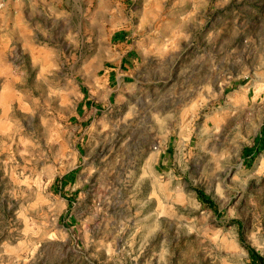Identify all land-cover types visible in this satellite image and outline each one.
<instances>
[{
  "label": "rangeland",
  "instance_id": "374dc122",
  "mask_svg": "<svg viewBox=\"0 0 264 264\" xmlns=\"http://www.w3.org/2000/svg\"><path fill=\"white\" fill-rule=\"evenodd\" d=\"M0 264H264V0H0Z\"/></svg>",
  "mask_w": 264,
  "mask_h": 264
},
{
  "label": "trees",
  "instance_id": "16d2710c",
  "mask_svg": "<svg viewBox=\"0 0 264 264\" xmlns=\"http://www.w3.org/2000/svg\"><path fill=\"white\" fill-rule=\"evenodd\" d=\"M199 196H200V199L202 201H204L206 204H208V206L215 207L214 203L210 199H208L204 193L199 192ZM253 256L256 257V258H259L257 256V254H254Z\"/></svg>",
  "mask_w": 264,
  "mask_h": 264
}]
</instances>
